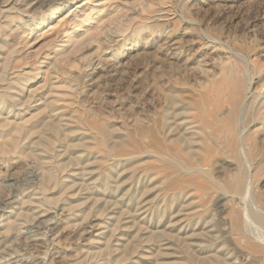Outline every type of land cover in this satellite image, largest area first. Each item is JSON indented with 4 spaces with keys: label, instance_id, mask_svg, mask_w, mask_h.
<instances>
[{
    "label": "rangeland",
    "instance_id": "rangeland-1",
    "mask_svg": "<svg viewBox=\"0 0 264 264\" xmlns=\"http://www.w3.org/2000/svg\"><path fill=\"white\" fill-rule=\"evenodd\" d=\"M0 264H264V0H0Z\"/></svg>",
    "mask_w": 264,
    "mask_h": 264
},
{
    "label": "bare ground",
    "instance_id": "bare-ground-1",
    "mask_svg": "<svg viewBox=\"0 0 264 264\" xmlns=\"http://www.w3.org/2000/svg\"><path fill=\"white\" fill-rule=\"evenodd\" d=\"M170 96V95H169ZM13 143V142H12Z\"/></svg>",
    "mask_w": 264,
    "mask_h": 264
}]
</instances>
